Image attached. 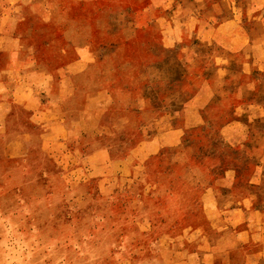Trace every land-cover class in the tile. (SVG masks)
Here are the masks:
<instances>
[{"label": "rangeland", "instance_id": "obj_1", "mask_svg": "<svg viewBox=\"0 0 264 264\" xmlns=\"http://www.w3.org/2000/svg\"><path fill=\"white\" fill-rule=\"evenodd\" d=\"M149 3L0 0V67H17L0 71V264H208L196 178L212 137L159 148V113L125 82L168 53L151 51Z\"/></svg>", "mask_w": 264, "mask_h": 264}, {"label": "crops", "instance_id": "obj_2", "mask_svg": "<svg viewBox=\"0 0 264 264\" xmlns=\"http://www.w3.org/2000/svg\"><path fill=\"white\" fill-rule=\"evenodd\" d=\"M149 2L146 28L159 39L151 51L168 53L131 66L134 75L125 82L135 110L159 113L150 124L162 134L159 148L181 146L188 132L212 137L209 153L199 158L206 177L196 178L204 182L201 210L213 230L195 240L208 246L207 263L264 264V0ZM80 65L81 76L88 75L89 64ZM4 68L17 67L14 61Z\"/></svg>", "mask_w": 264, "mask_h": 264}]
</instances>
